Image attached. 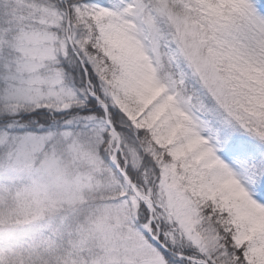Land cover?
Segmentation results:
<instances>
[{"label":"snow or ice","instance_id":"1","mask_svg":"<svg viewBox=\"0 0 264 264\" xmlns=\"http://www.w3.org/2000/svg\"><path fill=\"white\" fill-rule=\"evenodd\" d=\"M0 264H264V0H0Z\"/></svg>","mask_w":264,"mask_h":264}]
</instances>
